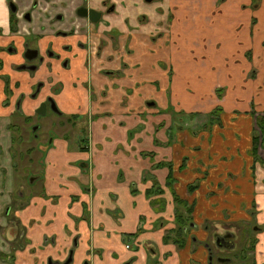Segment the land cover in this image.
I'll return each mask as SVG.
<instances>
[{
    "label": "crops",
    "instance_id": "1",
    "mask_svg": "<svg viewBox=\"0 0 264 264\" xmlns=\"http://www.w3.org/2000/svg\"><path fill=\"white\" fill-rule=\"evenodd\" d=\"M155 1L154 18L140 16L155 26L141 31L133 26L144 0L0 6V254L14 250L0 264L62 263L70 253V264H208L211 232L235 224H251L252 264H264V144L257 126L264 119V0L148 3ZM80 7L100 13L99 21L79 17ZM28 49L37 51L31 63ZM167 96L177 111L169 137L163 133L151 146L154 123L128 136V115L167 107ZM47 98L64 116L99 117L90 122L86 152L76 141L54 138L43 155L41 192L13 209L9 116H31ZM216 109L218 124L208 129ZM154 184L160 191L148 196ZM174 196L194 206L183 249L163 243L174 228ZM12 209L26 240L19 248Z\"/></svg>",
    "mask_w": 264,
    "mask_h": 264
},
{
    "label": "rangeland",
    "instance_id": "2",
    "mask_svg": "<svg viewBox=\"0 0 264 264\" xmlns=\"http://www.w3.org/2000/svg\"><path fill=\"white\" fill-rule=\"evenodd\" d=\"M150 0H144L145 4H142L135 12V18H137V22L139 24L133 26L134 29H137V31H141L145 28H150L155 26L152 23H141V17H151L154 18L153 11L156 10V8L159 9V6H153L155 2L148 3ZM255 4V3H254ZM150 19V18H149ZM106 34L110 35L108 31L105 32ZM151 33L154 34V36H157L161 34V32L157 31H151ZM118 34V32H113L112 35ZM155 38V37H153ZM156 67L161 69L163 68L165 70L166 65L161 64L158 62L156 64ZM165 73V72H164ZM166 74L170 75L166 71ZM159 79L154 80V82H158ZM150 83V82H149ZM149 83H139L140 86H148ZM140 86H137L136 88H139ZM160 94V93H159ZM161 97V95L159 96ZM168 106H160L157 105L155 107H142L141 109L137 110L134 114H129L128 119H132V126L128 129V136L133 134V136H140L144 134L145 130L148 129V124H155V127L151 126V131L149 133V140L150 145L155 148L157 145V141L159 138H161V134H165V136L169 137L170 133V121L173 120L176 116L177 111L172 108L171 104V96L168 97ZM152 103V102H149ZM148 103V105H149ZM144 108V110H143ZM217 110V109H216ZM215 110V111H216ZM214 111V112H215ZM20 114V113H19ZM220 110L216 111L213 115L210 116L209 125L207 126L208 129L212 127V125L218 124ZM81 120L79 122L81 124L82 129L74 130L69 126L65 124V119H60L55 114H52L51 111H48L44 116L36 117L35 115L32 116V118L29 121H25L23 116H19L17 114H10L9 125L14 127V131L12 132V137H15L19 140L18 143L11 142V160H12V168H13V178H12V186L9 190L8 194L10 197V204L12 208H16L15 204H24L28 201V199L34 195L39 194L41 192V178H42V171L44 167V152L45 148L49 146V141L54 137V135L61 136L62 134H68L69 141H78L81 143L82 146L85 147V150L82 152H86L88 150V140H89V132H90V122L93 121L96 117L98 118V115H94L92 118L88 119L87 116L84 115H77ZM102 114L100 115V118H103ZM169 122L166 126L165 123ZM212 123V124H211ZM147 125V126H146ZM165 126V127H163ZM33 127V128H32ZM34 128H37L35 131H33ZM122 128H124L122 126ZM146 128V129H145ZM150 129V128H149ZM159 130V131H158ZM199 131H196V133ZM74 135H78L77 139ZM145 135H148L146 133ZM74 136V137H73ZM70 146L72 147L73 144L70 143ZM3 196H7V193ZM18 204V205H19ZM13 209L9 211L10 213V225L14 228V234L16 235V239L14 241V246L16 248H19V246H23L26 244V240L24 237V232L22 228L17 227V220L12 217L13 215ZM12 223V224H11ZM226 227V226H225ZM243 226H231L226 227L225 229L216 228L213 232L210 234V238L208 241H206V244H208L209 248L214 252L213 256L216 257H223L228 258L230 261L228 263H219V264H252V251L250 249L253 239V233L251 224L249 227L247 226L244 228ZM225 231H230L232 234L231 244L232 247L229 250H220L214 248L213 245V237L215 235L221 236L224 234ZM251 232V233H250ZM210 233V232H209ZM250 233V234H249ZM208 242V243H207ZM18 245V246H17ZM14 247V249H15ZM11 252H14L11 250ZM207 263L209 262V257H207ZM212 264H218L216 263L215 259H213Z\"/></svg>",
    "mask_w": 264,
    "mask_h": 264
},
{
    "label": "trees",
    "instance_id": "3",
    "mask_svg": "<svg viewBox=\"0 0 264 264\" xmlns=\"http://www.w3.org/2000/svg\"><path fill=\"white\" fill-rule=\"evenodd\" d=\"M14 27L15 25L13 24L11 29L14 30ZM5 93L7 97H9V94H10L9 91L5 89ZM216 111H219V109H217ZM215 112L213 111L211 115H213ZM13 114L22 116L21 114H19V112H14ZM24 120L27 121L28 118L24 117ZM79 120H81L79 116H69L68 117V121L71 122L73 126H75V123L78 122ZM257 126L260 130L261 144H264V119H258ZM10 129L12 130V132L15 130L13 126H10ZM12 142L18 143L19 140L15 137H12ZM79 149L83 151L85 150V147L81 146V148ZM173 182L174 180L170 174L166 182V185L168 186L169 189L172 187ZM194 188L195 186H190L188 188V191L191 192ZM159 191L160 190L157 187V184H154L153 188L147 192V195L150 196L152 194L159 193ZM174 203H175L174 228L170 231H167V233L164 235L163 243L164 244L171 243V244H174L178 249H183L187 242L188 232L190 228L193 227V221H192L191 215H192L194 206L188 205L185 201L179 199L177 196H174Z\"/></svg>",
    "mask_w": 264,
    "mask_h": 264
},
{
    "label": "flooded vegetation",
    "instance_id": "4",
    "mask_svg": "<svg viewBox=\"0 0 264 264\" xmlns=\"http://www.w3.org/2000/svg\"><path fill=\"white\" fill-rule=\"evenodd\" d=\"M81 8V7H80ZM96 12V11H95ZM98 13V12H97ZM76 14H77V11H76ZM100 14V13H99ZM99 21V20H98ZM29 50V49H28ZM27 51V50H26ZM36 51V50H35ZM37 52V51H36ZM26 53V52H25ZM25 55V54H24ZM37 57V56H36ZM24 58H25V56H24ZM36 59V58H35ZM35 59H33V60H35ZM25 61L26 62H28V63H31V61H28L26 58H25ZM28 66H26V65H24L23 66V68H25V69H29L30 70V68L31 67H33L34 69H35V67L32 65V66H30V67H28ZM33 69V70H34ZM32 70V69H31ZM39 88H40V86L38 85L37 87H36V90L38 91L39 90ZM35 93V92H34ZM33 93V94H34ZM34 96V95H33ZM48 99V98H47ZM47 99L44 101L45 103H46V110H45V114L48 112V111H51L52 112V114H55L57 117H59L60 119H65V124L66 125H69L73 130H74V128H76V130H81L82 129V127H81V124L80 123H75V126H73L72 124H71V122H69L68 121V117L69 116H64L60 111H58V109L56 108V110H57V113H55V112H53L52 110H51V108H50V104H49V102H47ZM51 99V98H50ZM44 102H42V103H44ZM51 102L55 105V103H54V101L51 99ZM39 107V106H38ZM37 107V108H38ZM56 107V106H55ZM36 108V109H37ZM18 112V111H17ZM44 114V115H45ZM33 115H35L36 117H41L40 115H37V114H35V111H34V113L31 115V116H23V117H26V118H28V120L27 121H29L31 118H32V116ZM43 115V116H44ZM72 116H77V115H72ZM79 122V121H78ZM10 126L11 125H9V129H10ZM33 128V127H32ZM37 128H34L33 129V131H35ZM10 131H11V135H12V130L10 129ZM75 137H76V139H77V137H78V135H74ZM73 136V137H74ZM55 137H60V138H62L63 140H65V141H69V137H68V134H62L61 136H59V135H54V137L49 141V145L51 144V142L54 140V138ZM72 141H74V139L72 140ZM11 142H12V137H11ZM76 145H77V150L78 151H80V152H82L79 148H81V143L80 142H76ZM11 152V151H10ZM11 154V153H10ZM19 204V203H18ZM19 205H22V204H19ZM7 215V214H6ZM194 226V225H193ZM232 237V235H230V233L228 232V231H225L224 232V234H222L221 236H218V235H215L213 238V245H214V248L215 249H217L218 251H220V250H229V249H231V247H232V244H231V238ZM204 246H205V248L207 249V251H208V257H209V262H210V264H212L213 263V259H215V261H216V263H228L229 261H230V259H228V258H223V257H216V258H214V256H213V254H214V252L211 250V248H209V246H208V244H204ZM12 251H14V250H12ZM13 254H14V252H9L7 255H2V254H0V257L1 258H3V257H6L5 259H12V257H13ZM68 259H70V263H71V260H72V254L70 253L69 255H68V257L66 258V260L65 261H67ZM65 261L64 262H62V263H59V262H56V263H54L52 260H48V262H47V264H64L65 263ZM69 263V264H70Z\"/></svg>",
    "mask_w": 264,
    "mask_h": 264
},
{
    "label": "water",
    "instance_id": "5",
    "mask_svg": "<svg viewBox=\"0 0 264 264\" xmlns=\"http://www.w3.org/2000/svg\"><path fill=\"white\" fill-rule=\"evenodd\" d=\"M9 8L12 12H15L16 11V8L14 7L13 4H9ZM77 15L81 18H86L88 19L90 22L92 23H97L98 20L100 19V14L95 12L94 10H91V9H87V8H84V7H81V8H78L77 10ZM25 18H29L28 15H25ZM25 58L28 60V61H31L33 59L36 58L37 56V52L35 50H27L26 53H25ZM33 70L34 68L31 67L30 70ZM47 102H49L50 104V108L53 112L57 113V110H56V107L55 105L51 102V99L48 98L47 99ZM45 110H46V103H41L39 105V107L35 110V114L37 115H44L45 114ZM70 263V259H68L67 261H65L64 264H69Z\"/></svg>",
    "mask_w": 264,
    "mask_h": 264
},
{
    "label": "clouds",
    "instance_id": "6",
    "mask_svg": "<svg viewBox=\"0 0 264 264\" xmlns=\"http://www.w3.org/2000/svg\"><path fill=\"white\" fill-rule=\"evenodd\" d=\"M4 3V0H0V6H2Z\"/></svg>",
    "mask_w": 264,
    "mask_h": 264
},
{
    "label": "built area",
    "instance_id": "7",
    "mask_svg": "<svg viewBox=\"0 0 264 264\" xmlns=\"http://www.w3.org/2000/svg\"><path fill=\"white\" fill-rule=\"evenodd\" d=\"M126 248H128V247L126 246Z\"/></svg>",
    "mask_w": 264,
    "mask_h": 264
}]
</instances>
